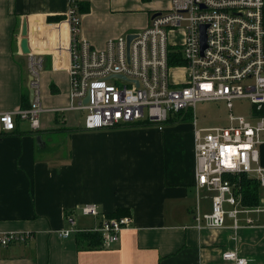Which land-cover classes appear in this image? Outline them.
<instances>
[{"label": "crops", "instance_id": "obj_1", "mask_svg": "<svg viewBox=\"0 0 264 264\" xmlns=\"http://www.w3.org/2000/svg\"><path fill=\"white\" fill-rule=\"evenodd\" d=\"M169 2L80 0L88 8L78 12L80 38L104 49L108 40L146 28ZM68 11L69 0H0V113L29 105L19 49L24 22L30 52L44 60L40 97L46 111L36 131L19 120L12 132L0 126V234H31L24 244L0 249V264H233L222 258L227 250L247 264H264V187L256 206H244L241 196L236 232L227 216L221 228L203 221L198 228L196 217L211 212L212 195L195 186L197 123L190 117L162 130L137 124L88 131L83 112H50L69 102ZM258 149L264 167V144ZM86 204L108 219L129 217L131 226L104 248L91 231L99 220L78 213ZM250 208L259 212H246ZM68 212L83 232L62 240ZM82 235H89L84 242ZM92 235L100 240L89 249Z\"/></svg>", "mask_w": 264, "mask_h": 264}, {"label": "built area", "instance_id": "obj_2", "mask_svg": "<svg viewBox=\"0 0 264 264\" xmlns=\"http://www.w3.org/2000/svg\"><path fill=\"white\" fill-rule=\"evenodd\" d=\"M79 3L69 0L66 16L69 102L50 112H85L84 129L88 131L137 124L162 130L169 121L188 114L196 122L198 103H225L229 112L226 127L194 131L195 186L212 195L211 212L197 216L196 221L198 228L200 221L207 228H221L227 216L236 232L241 194L231 178L245 175L264 187L258 149L264 144V0H171L167 10L151 15L146 28L131 34L134 38L128 51L127 36L108 40L101 50L80 38ZM23 56L29 105L0 113L2 132L14 131L16 120L36 131L46 112L40 97L43 56L31 52ZM172 68L184 69L181 81L170 80ZM235 100L249 103V117L232 114ZM225 205L230 209L225 210ZM253 211L259 209L246 212ZM78 213L99 220L91 231L100 235L104 248L118 242L132 222L129 217L108 219L94 204L79 207ZM65 221L59 233L62 240L83 232L75 214L68 212ZM30 239L29 233L0 234V249ZM222 258L247 264L233 250L225 251Z\"/></svg>", "mask_w": 264, "mask_h": 264}, {"label": "rangeland", "instance_id": "obj_3", "mask_svg": "<svg viewBox=\"0 0 264 264\" xmlns=\"http://www.w3.org/2000/svg\"><path fill=\"white\" fill-rule=\"evenodd\" d=\"M170 3H171V0L169 2V5ZM182 27H184V25ZM183 72H185L183 68L182 69H173V68L170 69L169 71L170 80L172 82L181 81L183 77ZM251 112H252L251 106L246 100L233 101L232 114L234 116L249 117ZM85 114H86L85 112L82 113V118H81L82 120L83 118H85ZM194 114L196 118L195 120L197 123V128H216V127H226L228 125L229 112L226 108L225 103L223 102L198 103L195 107ZM183 117L188 118L190 116L188 114V115H184ZM192 121L194 122V117ZM22 123H25V122H22ZM262 139H264V134H262Z\"/></svg>", "mask_w": 264, "mask_h": 264}, {"label": "trees", "instance_id": "obj_4", "mask_svg": "<svg viewBox=\"0 0 264 264\" xmlns=\"http://www.w3.org/2000/svg\"><path fill=\"white\" fill-rule=\"evenodd\" d=\"M142 1H148V0H142ZM88 8L84 9L82 8V4H78V12H85ZM179 63V61H178ZM142 124L141 126H143ZM146 126V125H145ZM231 181L234 183V185L237 187L238 191L240 192L242 196V204L247 207H253L256 206L258 203V191H259V184L255 179H251L245 175H239L236 177L231 178ZM89 235H82V241H86V237ZM93 238V240L90 242V239ZM81 240V239H80ZM99 238L95 235L90 236L89 243L86 244V247L89 249H93L96 247V245L99 243ZM83 245V244H82Z\"/></svg>", "mask_w": 264, "mask_h": 264}, {"label": "water", "instance_id": "obj_5", "mask_svg": "<svg viewBox=\"0 0 264 264\" xmlns=\"http://www.w3.org/2000/svg\"><path fill=\"white\" fill-rule=\"evenodd\" d=\"M204 30L205 28H203L201 30L202 32V35H201V45L202 47H204V44H205V35H204ZM21 39H20V42H19V49H20V52L22 55H26L30 52L29 48H28V40H27V25H26V22H24L22 24V27H21ZM133 36L132 35H129L127 36V43H126V48H127V51L129 49V45L131 43V41L133 40ZM87 98L84 100V103L87 102ZM38 140V138H37Z\"/></svg>", "mask_w": 264, "mask_h": 264}]
</instances>
